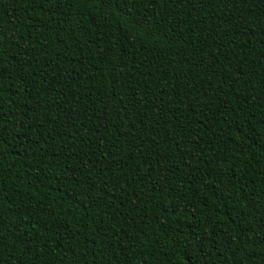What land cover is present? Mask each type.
<instances>
[{
  "label": "trees",
  "instance_id": "trees-1",
  "mask_svg": "<svg viewBox=\"0 0 264 264\" xmlns=\"http://www.w3.org/2000/svg\"><path fill=\"white\" fill-rule=\"evenodd\" d=\"M0 264H264V0H0Z\"/></svg>",
  "mask_w": 264,
  "mask_h": 264
}]
</instances>
